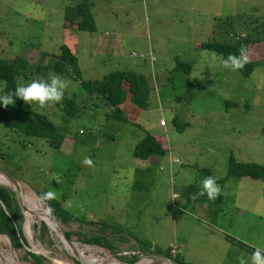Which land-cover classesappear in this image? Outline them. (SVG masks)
<instances>
[{
    "label": "rangeland",
    "instance_id": "1",
    "mask_svg": "<svg viewBox=\"0 0 264 264\" xmlns=\"http://www.w3.org/2000/svg\"><path fill=\"white\" fill-rule=\"evenodd\" d=\"M83 1L92 6L94 31L71 30L79 79L100 80L114 71L146 76L147 109L138 113L135 123L165 139L169 150L156 162L162 169L155 170L141 188H134L132 174L139 167L131 150L143 132L111 120L108 105L84 94L76 80L62 76L71 83L60 103L44 108L24 104L45 116L64 136L63 151L49 150L43 140L8 133L0 125V171L17 182L20 200L29 192L45 211L33 191H55L62 208L86 222L118 225L125 234L161 251L169 244L181 246L179 257L185 264H238L240 255L251 264V251L264 248V180L225 179L219 206L186 205L183 192L189 185L200 188L206 177L202 169L217 182L226 178L229 156L239 163L264 166V59L255 60L245 78L223 68L218 56L198 48L202 42L231 43L243 36L263 39L264 0H0V60L29 57L35 64L40 51L56 55L65 12L75 11ZM113 31H119L123 51L136 55L126 59H142V67L125 64V68V59L115 60L106 47L97 48L98 41L111 44ZM175 59L190 64L188 75L173 71ZM48 74L40 72L28 82ZM187 80L193 85L190 89ZM70 98L78 106L77 119L66 124L61 110L63 101ZM227 102L237 106H226ZM160 120L164 126H159ZM178 125H184L181 132L176 130ZM85 157L91 158V167L84 163ZM174 194L179 198L173 199ZM78 203L84 205L82 212ZM20 213L26 245L13 249L4 239L0 264H33L26 252L45 258L43 264L110 261L112 252L79 242L71 243L85 250L81 257L67 252L47 226V235L39 237L41 221L34 215L29 218L28 239L23 229L25 214ZM55 224L63 232L99 234L98 226L89 223ZM114 244L118 248L114 254L137 249L128 248L135 246L132 240ZM33 246L46 252V257ZM142 256L135 264H171L161 256Z\"/></svg>",
    "mask_w": 264,
    "mask_h": 264
},
{
    "label": "trees",
    "instance_id": "2",
    "mask_svg": "<svg viewBox=\"0 0 264 264\" xmlns=\"http://www.w3.org/2000/svg\"><path fill=\"white\" fill-rule=\"evenodd\" d=\"M90 7L91 4L84 1L74 7L78 18L76 23L77 31L84 33H92L94 31ZM241 44L247 46L249 51V63L246 64L242 70L236 72L240 76L247 78L255 67V60L264 59V37L263 39L250 38L249 36L236 37V40L231 41V43L214 41L202 42L198 45V48L209 53L215 52L221 63V57H226L229 53H238ZM46 58L47 63L44 64L43 60ZM190 70L191 67L189 63L179 62L176 59L174 60L173 71H181L188 75ZM40 72H54L63 77L69 76L71 79L78 82L84 94L88 96L95 95L109 106V118L111 120L141 129L140 126L135 123V119L139 112L147 109L149 88L146 76L132 71H114L102 77L100 80L82 81L79 79L76 58L63 44H60L56 55H49L41 51L38 52V59L35 64L30 63L29 57L25 59L15 57L9 61L0 60V86H3V84L7 82L5 91L12 90L16 86V81L19 77H21L23 81L28 82L31 80L32 76ZM187 83L189 89L193 87L188 80ZM225 104L226 106H237L235 103L227 102ZM77 110L78 106L75 104L73 98L63 101V108L61 111L65 115L64 122L66 124L71 123L75 118L77 119ZM175 123L176 122L173 121V124ZM0 125L5 127L6 129H3L7 130L8 133L18 134L26 138L43 140L49 150L55 152L63 151L65 142L64 136L58 132L56 127L45 116L30 109L20 99L16 100L15 105H9L8 107H4L0 104ZM183 127L184 125H178L176 130L181 132ZM141 131L143 132V137L132 147L131 157L135 160L148 161V167L143 170L134 169L132 174V186L137 189L141 188L142 183H146L153 177L154 171L158 169L156 162L168 152L165 139L150 135L142 129ZM200 173H205L206 176H209L207 170L202 169ZM227 178L236 180L241 178L264 180V166L255 163H239L236 162L232 156H229L226 167V178L217 183L221 185ZM199 190L200 188L194 185H189L184 189L183 194L186 205L194 206L196 204H201L219 206L222 203L221 195L215 200H209L207 196L198 197L196 200L190 199V196ZM33 193L40 199L41 194L44 192L33 191ZM60 203L61 202L58 200H50L47 204L44 203L46 207L47 205H51L54 209V214L49 217L52 218L55 223L61 225H68L70 223L81 225L89 223L98 226V235L87 236L80 231H65L64 236L69 242H79L83 245L95 246L115 253L118 249L114 244L115 242L128 243L132 240L135 242V246H129V249L137 248V250L145 256L157 255L164 257V259H167L171 264H185L181 261L179 256L170 258L168 249L161 251L158 248L152 247L146 241L134 239L133 236L131 237L125 234L118 225H110L104 222H86L84 218H78L64 210ZM22 222L23 217L13 192L0 186V235L7 238L9 245L13 249H18L21 245H26L21 230ZM38 230L39 237L47 235V228L43 222H40ZM2 241L3 240L0 239V242ZM226 241L237 245L239 248L244 249V251L250 250L248 247L237 241H232L230 238H226ZM251 252H253V250ZM25 255L33 264H43L45 260L42 256H37L30 252H26ZM119 259L128 264L137 262L135 256H131L130 258L119 257Z\"/></svg>",
    "mask_w": 264,
    "mask_h": 264
},
{
    "label": "clouds",
    "instance_id": "3",
    "mask_svg": "<svg viewBox=\"0 0 264 264\" xmlns=\"http://www.w3.org/2000/svg\"><path fill=\"white\" fill-rule=\"evenodd\" d=\"M213 56L217 54L212 53ZM249 63V51L246 45L241 44L238 53H229L226 57H221V65L225 69L231 71L242 70ZM70 81L63 78L61 75L50 72L46 78L41 77L34 79L31 82L17 83L14 89L5 91L7 82L0 86V104L4 107L15 105L17 99L22 100L26 104H37L40 108H44L50 104H58L63 98L65 91L70 85ZM84 163L92 166L93 162L90 157H85ZM221 186L217 183V178L214 176H206L200 181V190L190 196V199L196 200L198 197L207 196L209 200H215L221 194ZM179 194H174L173 199H178ZM40 199L47 204L50 200L58 199L55 191L49 190L41 194ZM72 204L69 203V208ZM76 207L79 211L84 210V205L78 203ZM45 214L52 216L54 209L51 205L45 208ZM251 264H264V248L257 247L251 254ZM238 264H249V260L244 255L237 257Z\"/></svg>",
    "mask_w": 264,
    "mask_h": 264
},
{
    "label": "crops",
    "instance_id": "4",
    "mask_svg": "<svg viewBox=\"0 0 264 264\" xmlns=\"http://www.w3.org/2000/svg\"><path fill=\"white\" fill-rule=\"evenodd\" d=\"M91 9H92V6H91ZM77 21H78V18H77L76 13L73 9L70 8L69 11L65 12V19H64L63 25H62L63 32H62L61 44H63L69 50V52L72 55H75L76 51L74 49L75 45L73 44V41H72L71 30H76ZM65 26H67V28ZM103 36H109V34L107 32H103ZM110 38H111V44L110 45L108 42H105L103 44V42L98 41L97 48L98 47H103V48L106 47L109 50V55L115 60L116 59L120 60V58L125 59L123 62L124 67H125V64H127L130 67H132V66H135L137 68L142 67L141 62H140V60H142V59L139 58L140 60H138V61H132V60L126 59V57H128L129 59H132V58L136 57V55L133 52L126 54L123 51V48L121 47V35H120L119 31H113V33H111ZM131 53H133L134 56L131 57ZM139 56H142V54H139L138 57ZM152 62H154L153 58H152ZM128 66H126L125 68H128ZM88 81H95V80H88ZM70 148H71V146H70ZM168 150H169V147H168ZM171 161L173 163H178L177 159H173V160L170 159L169 162H171ZM136 163H137V166L139 167V170H143V169L148 167V161H146V160L145 161L137 160ZM161 169L162 168L159 167L158 171H161Z\"/></svg>",
    "mask_w": 264,
    "mask_h": 264
},
{
    "label": "bare ground",
    "instance_id": "5",
    "mask_svg": "<svg viewBox=\"0 0 264 264\" xmlns=\"http://www.w3.org/2000/svg\"><path fill=\"white\" fill-rule=\"evenodd\" d=\"M0 185L5 186V187H10V184L7 182V180L2 175H0ZM21 202L23 203V205L25 207L24 214H25V218H26L25 225H24L23 229H24V233L27 235L28 239H30V234H31V229H30L31 223L29 221V218L32 215L36 216L38 220L43 222L47 226L48 230L50 232L55 233L57 238L59 239V234L57 232L58 227L56 226V224L54 223L53 220H51L47 217V215L45 214V211L41 209L39 201L32 194H30L29 192L24 193L22 195ZM0 239H2L4 241L5 238L0 235ZM60 242L62 243L63 248L65 250H68L67 252L74 253L78 257H81L85 251V250H79L78 248H76V245L73 243H66V242H62V241H60ZM33 249L39 253L41 252L42 254L47 255L45 252H42V250H40L39 248H37L35 246H33ZM5 260H8V259H5ZM10 260H11V258H10ZM93 262H94L93 260H90L89 264H92ZM107 264H115V263L108 262ZM138 264H148V262H145V263L141 262ZM149 264H150V262H149ZM163 264H166V263H163Z\"/></svg>",
    "mask_w": 264,
    "mask_h": 264
},
{
    "label": "built area",
    "instance_id": "6",
    "mask_svg": "<svg viewBox=\"0 0 264 264\" xmlns=\"http://www.w3.org/2000/svg\"><path fill=\"white\" fill-rule=\"evenodd\" d=\"M132 56H134L133 53H131V57ZM149 61L150 62L152 61L151 57L149 58ZM159 126H164V123L161 120L159 121ZM180 251H181V246H179V245L170 244L168 246V254H169L170 258H174L175 256H179ZM131 256H135L137 259L143 257L142 254L137 249H135V250H127L126 249V251H121V252H118L116 254L112 253V254L108 255V258L110 260L109 262H112V263H115V264H122L119 261H117L119 259V257L130 258ZM165 260L169 263V261L167 259H165Z\"/></svg>",
    "mask_w": 264,
    "mask_h": 264
},
{
    "label": "water",
    "instance_id": "7",
    "mask_svg": "<svg viewBox=\"0 0 264 264\" xmlns=\"http://www.w3.org/2000/svg\"><path fill=\"white\" fill-rule=\"evenodd\" d=\"M0 175H2L6 180L7 182L10 184V187H5V188H9L14 196H15V200L17 202V205L19 207L20 210H22L23 212H25V207L23 206L21 200L19 199V196H18V193H19V186L17 184V182L12 178L10 177L9 175L5 174L4 172H1L0 171ZM49 219H51L49 216H47ZM52 220V219H51ZM55 223V222H54ZM45 225V224H44ZM46 226V225H45ZM57 232L59 234V239L60 241L62 242H66V243H71L69 242L66 237L64 236V232L61 231L59 228H57ZM5 237V236H4ZM6 238V237H5ZM7 239V238H6ZM74 254V253H73ZM44 255V254H43ZM46 257V255H44Z\"/></svg>",
    "mask_w": 264,
    "mask_h": 264
}]
</instances>
